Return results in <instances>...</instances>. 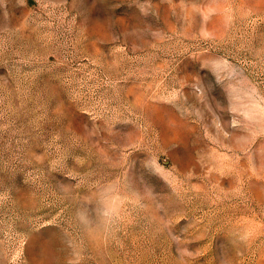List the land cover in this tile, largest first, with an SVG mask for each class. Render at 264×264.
<instances>
[{
  "label": "rangeland",
  "instance_id": "rangeland-1",
  "mask_svg": "<svg viewBox=\"0 0 264 264\" xmlns=\"http://www.w3.org/2000/svg\"><path fill=\"white\" fill-rule=\"evenodd\" d=\"M0 264H264V0H0Z\"/></svg>",
  "mask_w": 264,
  "mask_h": 264
}]
</instances>
